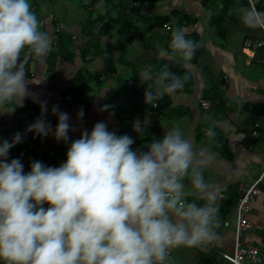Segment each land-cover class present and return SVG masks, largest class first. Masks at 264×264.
I'll return each instance as SVG.
<instances>
[{"label":"clouds","instance_id":"1","mask_svg":"<svg viewBox=\"0 0 264 264\" xmlns=\"http://www.w3.org/2000/svg\"><path fill=\"white\" fill-rule=\"evenodd\" d=\"M239 17L248 26L257 23L249 9L241 8ZM198 47L176 27L160 55L187 64ZM51 49L31 0H0V116L22 107L27 84L40 82L27 81L26 60L45 58ZM138 78L142 85L151 82L144 87V102L152 107L182 90L188 79L167 63L158 70L145 65ZM46 110L42 105L25 134H49ZM52 112L54 138L67 143L69 116L57 106ZM239 115L238 108L234 117ZM149 123L145 115L134 120L133 130L140 134ZM222 126L210 119L204 130L208 146ZM166 128L162 139H153L142 152L132 148V137L98 122L71 142L59 167L33 161L27 173L19 158L8 159L24 134L0 142V264H168L172 249L216 240L221 194L204 175L215 154L209 147L197 151L181 125Z\"/></svg>","mask_w":264,"mask_h":264},{"label":"crops","instance_id":"2","mask_svg":"<svg viewBox=\"0 0 264 264\" xmlns=\"http://www.w3.org/2000/svg\"><path fill=\"white\" fill-rule=\"evenodd\" d=\"M134 1L100 0L93 3V0H31L32 9L41 21V31L51 38L52 49L45 58L29 57L26 60L27 81L40 82L27 84L29 95L23 100V106L16 110L29 103L38 108L41 116L43 105L47 109L43 115L51 130L45 137L33 132L25 134L26 128L36 118L30 117L32 111L26 118L21 116L23 112L15 111L0 116V142H11L14 134L23 127V141L15 149L33 148L39 151L46 144L55 143L53 132L57 115L52 112L53 106L69 116V139L80 138L83 131L92 130L96 123L104 122L108 131L112 129L118 136L127 134L132 137V148L142 152L148 150L146 145L153 139H162L168 130L166 127L179 124L190 136L197 151L209 147L215 154L214 162L204 175L214 187L219 188L220 194L239 184H251L264 160V49L243 48L246 40L262 38L258 26L241 22L239 13L241 8L247 9L245 4L238 0L232 3L227 0H139L138 6H132ZM224 6L226 12L221 17L219 12ZM175 8L182 11L181 19L183 16L182 23L176 27L183 28L187 38L199 44L193 60L187 64L160 55L167 37L163 30L170 28L169 25L166 24L164 29H152L156 16L168 15ZM211 16L222 18L225 23V35L221 42L215 38V30L210 25ZM259 16L264 25V13H259ZM56 24L61 30L58 33L55 32ZM176 27L173 26L171 32ZM55 53L58 55L54 57ZM165 63L169 64L171 71L188 73L187 86L190 89L186 94L165 95L155 107L146 105L144 91L151 82L142 85L138 78L139 70L147 64L158 70ZM105 68L114 75L103 81L98 80L97 84L105 83L103 89L97 88V92L94 88L89 89V85L85 88L89 80L94 82V72H103ZM78 74L83 80L76 77ZM95 77L98 79L99 76ZM220 82L225 83L220 87L225 91L228 103L234 104L235 109L227 106V118L223 126L216 129V142L208 146L204 135L207 127L200 134L196 126L203 123L208 126L207 117L202 114L201 102L206 101L202 95L210 88L221 85ZM113 85L119 96L113 99L112 104L114 110L118 109L119 117L112 108L109 112L101 111L104 100L112 94ZM124 85L128 88L123 91ZM79 88L81 95L74 96L71 92ZM238 108L240 115L234 117ZM80 110L84 113L82 118L77 116ZM145 115H149L150 123L138 134L133 130V122L137 119L142 121ZM119 119L129 126L130 129L126 126L127 131L133 130L132 134L121 131L122 122ZM253 131H257V137L252 135ZM258 145L261 149L257 148ZM20 160L25 173L30 171L33 161L42 162L40 156L32 159L26 155ZM219 219L216 240L195 247L172 249L171 264H197L198 256L211 258L217 264H226L221 255H230L234 249V210ZM247 219L251 228L242 234L240 241L243 245L256 247L264 259V198L256 199L251 204ZM225 222H230L229 226L225 227Z\"/></svg>","mask_w":264,"mask_h":264},{"label":"trees","instance_id":"3","mask_svg":"<svg viewBox=\"0 0 264 264\" xmlns=\"http://www.w3.org/2000/svg\"><path fill=\"white\" fill-rule=\"evenodd\" d=\"M97 1H100V0H93V3L97 2ZM205 1H208V0H205ZM224 1H226V0H224ZM227 1H229V2L231 1V3H232V1H234V0H227ZM238 1L244 3L246 8L250 10V7H249V5L246 2H244L242 0H238ZM110 4H111V2L109 1V5ZM224 9H225V6L219 12L221 17L226 12V9H225V11H224ZM255 10H256V12L258 14L259 13H264V0H259L258 2L255 0ZM122 12H123V10H122ZM181 14H182V11L180 9H178V8H175V9L171 10L170 14H168V15L156 16L153 19V21H154L153 24H152L153 28H152V25H150V27L152 29H154V28H162V29H164V26L166 24L169 25L170 28H169V30H167L169 32V34L166 37V42L164 44V49L168 48L170 40H171V33H170L171 30L170 29L173 28V26L176 27L177 25L182 23L183 16H182V19H181L180 18ZM209 21H211L210 25L215 30V32H214L215 38L219 42H221L224 39V35H225V26H224L225 23L223 22L222 18H219L217 16H211L209 18ZM255 26H258V24L256 23ZM259 30H260V28H259ZM260 32L262 34L261 30H260ZM261 39H263V35H262ZM252 41H256V40H252ZM256 49H264V48H256ZM57 55L58 54L55 53L54 57L57 56ZM111 72L112 71H107L106 68H105V70H103L102 73L105 74V75H107V73L111 75L112 74ZM172 72H174L177 75H182V76L186 75L188 77V79H187V81L185 83V87L182 90H179L177 92V93L186 94L187 91L190 89L189 86H187V83H188V80H189L190 76L188 75V73H185L182 70H177V71L174 70ZM112 75H114V74H112ZM76 77L78 79H80V80H83V77L81 76V74H78V76H76ZM92 77H93L92 80H94V82L97 83L98 82L97 77H95V76H92ZM118 84H120V83L118 82ZM220 84L221 85H219V86H217L215 88H213V87L210 88L209 91H205L203 93V95H202V98L204 100L210 101V103H211L208 109L204 110V109L201 108L203 116L207 117L206 125H208V126L210 124V119H218V120L224 121L227 118V114H228L227 106H228V108H231V106H232V109H235V105L234 104L228 103V100H227L226 95H225V91L222 90L221 87H220V86H223L225 83L224 82H220ZM71 93L74 94V96L78 97V96L81 95L82 90H81V88H79V89L75 90L74 92L72 91ZM114 94L115 95L118 94L117 89H116ZM111 95L112 94H110L108 96V98L106 100H104V102L102 104V108H103L104 105H110L111 106L110 108H112V110H114L112 102H113V99L115 97L112 98ZM243 108L246 109V106H243ZM19 111H21V113L23 112L22 115H21L23 118H26L29 115H31L29 113V111H32V115L30 117H35L36 119H37V117H39V114H38L39 110L33 104L27 103L26 105H24V107L22 109L16 110L15 113H19ZM117 111H118V109L114 110L115 114H117L116 116L119 117L120 115L117 113ZM104 112H109V111H104ZM119 121L122 122V120H120V119H119ZM205 122H206V120H205ZM203 124H197V126H196V130L200 134L202 133L204 127H208V126H204ZM126 126H127V129H128L129 126L126 125V122L125 123L122 122L121 126H120L121 131H125V133H128V134L131 133L132 134L133 130L131 129L132 131H127ZM37 140H39V138ZM38 143H40V142H38ZM15 148H16V146H14L13 148H11L9 150V156H8L9 159H14V158H19L20 159V158H23L26 155L30 156L32 159L35 158L36 156H40V158H41L42 162L45 164V166H51V167H54L55 164H57V163L65 162V160H66V152L68 150V149H66L63 146L62 141L58 142L57 140L55 141V143L46 144V147H45L46 149L44 148V149H41L39 151H35L33 148H23L21 150H20V148H18V149H15ZM50 151H52V154H50ZM262 163H263V160H262ZM262 165H261V167H262ZM237 188H238V185L235 186L234 188H231V189L227 188L226 190L223 191V193H222L223 194V198L219 200V217L220 218L221 217L225 218L230 213V210H234L236 202H237V200H238V198L240 196L238 194ZM44 207H47V205H44ZM196 263L197 264H212V263H214V261L211 258H207V257H203V256L199 257L198 256Z\"/></svg>","mask_w":264,"mask_h":264},{"label":"built area","instance_id":"4","mask_svg":"<svg viewBox=\"0 0 264 264\" xmlns=\"http://www.w3.org/2000/svg\"><path fill=\"white\" fill-rule=\"evenodd\" d=\"M246 2L250 10L255 14L257 19V24L262 31L263 39L252 41L246 40L244 43L249 45L246 48L256 47V48H264V25L260 20L258 13L255 10V2L254 0H242ZM139 0H135L132 3V6H138ZM169 30L168 27L165 28ZM55 31L60 32L59 24H56ZM210 106V103L207 101L201 102V107L206 110ZM254 137L258 136L256 131L252 132ZM262 167L259 171V174L256 176L254 182L251 184H239L237 191L240 195L236 205L234 207V249L230 255H221L224 258L226 264H262L263 257L261 256L259 250L254 246L243 245L240 241L242 234L251 228V223L248 221L247 216L251 210V204L259 198H264V160L262 163ZM223 198V194H221V199ZM230 222H225L224 226H229ZM172 258V252L169 254V262Z\"/></svg>","mask_w":264,"mask_h":264},{"label":"rangeland","instance_id":"5","mask_svg":"<svg viewBox=\"0 0 264 264\" xmlns=\"http://www.w3.org/2000/svg\"><path fill=\"white\" fill-rule=\"evenodd\" d=\"M88 7H89V6H88ZM166 8H167V7H166ZM164 9H165V8H164ZM168 10H169V9L165 10L164 12H166V11H168ZM163 31L165 32V35H166V36L169 34V32H168L167 30L164 29ZM55 32H56V31H55ZM159 34L161 35L162 32H161V33L159 32ZM248 46H249V45H247L246 43H244L243 48L246 49V47H248ZM94 73H95V76H97V75L99 76V77H98V80H99V81H103L104 79H106V77H107V78H108V77H113L112 74L106 76L105 74H102V72H99V73H98V72L96 71V72H94ZM101 75H103V76H101ZM120 75H122V74H120ZM88 82H89V83L86 84V87H85V88H87V85H89V89H92V90L95 89V90H97V92H98V89H99V90H102V89H103V86L105 85L104 82H102V83L100 82L99 84H97L96 82H93V81H91V80H89ZM123 87H124V88H123V91H124V89H127V88H128V86H126V85H124ZM93 88H94V89H93ZM97 88H98V89H97ZM115 91H116V87L113 85V90H112V95H111L112 98H114V97H118V96H119L118 94H116L117 96L114 94ZM101 96H102V95H101ZM80 105H81V106H84V104H80ZM126 105H127V103H126ZM126 105H125V106H126ZM101 117L103 118V116H101ZM172 120H173V117H172ZM17 121H18V119H17ZM171 122H172V121H171ZM18 123H20V121H19ZM23 129H24V128L22 127V128L20 129L19 133H23ZM26 129H27V128H26ZM109 131H110V132H114V131H112V129L109 130ZM88 132L90 133L91 130L88 129ZM77 138H79V136H76L75 139H74V138L69 139L67 143L63 142V146H65L66 149H68L69 146H70V144H71V142H72L71 140L74 141V140H77ZM15 146H16V145H15ZM45 147H46V146H45ZM257 148L261 149L260 145H258ZM45 149H46V148H45ZM262 150H264V146L262 147ZM261 165H262V164H261ZM224 255H225V254H224ZM221 259H222L223 261H225L224 258L221 257ZM171 262H172V258H171V261L169 262V264H171ZM263 262H264V259H263ZM189 264H193V263L190 262ZM212 264H217V263H212Z\"/></svg>","mask_w":264,"mask_h":264},{"label":"bare ground","instance_id":"6","mask_svg":"<svg viewBox=\"0 0 264 264\" xmlns=\"http://www.w3.org/2000/svg\"><path fill=\"white\" fill-rule=\"evenodd\" d=\"M51 154V153H50Z\"/></svg>","mask_w":264,"mask_h":264}]
</instances>
